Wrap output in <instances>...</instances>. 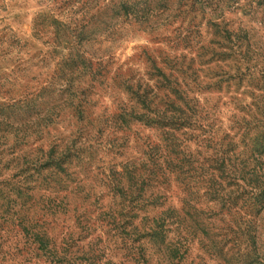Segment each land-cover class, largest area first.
<instances>
[{"label": "trees", "instance_id": "trees-1", "mask_svg": "<svg viewBox=\"0 0 264 264\" xmlns=\"http://www.w3.org/2000/svg\"><path fill=\"white\" fill-rule=\"evenodd\" d=\"M150 4L110 0L72 20L42 12L34 21L49 28L58 59L49 83L18 102L40 113V121L13 127L19 124L11 119L15 103H0V264H202V249L217 264H264L254 226L264 209V144L245 155L236 152L235 133L213 130L219 99L202 98V68L193 58L176 45L143 51V73L126 67L109 76L108 87L116 89L112 110L95 111L89 103L108 63L88 49L111 37L112 19L147 23L164 2ZM260 4L250 3L246 14ZM100 16L108 20L98 23ZM211 26L222 41L221 60L236 56L238 66L247 65L250 28ZM196 56L202 65V44ZM235 79L242 80L222 70L208 84L225 92ZM66 108L68 133L49 138L44 148L40 128L57 126ZM27 132H36L39 143L24 147ZM204 142L210 152L202 153ZM12 231L21 241L4 250Z\"/></svg>", "mask_w": 264, "mask_h": 264}, {"label": "rangeland", "instance_id": "rangeland-1", "mask_svg": "<svg viewBox=\"0 0 264 264\" xmlns=\"http://www.w3.org/2000/svg\"><path fill=\"white\" fill-rule=\"evenodd\" d=\"M158 1L160 0H151L149 8H154ZM256 1L258 0H163L165 5L158 7L156 14L147 23L134 22L130 17L112 19L111 22L115 25L111 37L99 40L100 43L89 49L87 46L89 52L108 63L105 68L108 72L105 81H97L90 88V105L94 106L95 111H101V106L110 107L112 110L115 95L111 92L116 89L108 87L111 84L109 76L118 68L125 70L126 67H131L136 74L143 73L148 66L142 58L143 51H165L176 45V52L186 54L187 60L193 58L194 66L202 68V72H199V77L202 78V98L211 103L219 99L218 107L221 113L213 130H217L218 135L235 133L233 142L236 152L246 155L248 150L257 149V154L260 147L257 145L264 144V4L255 6L254 14H246L245 10L250 3L255 4ZM112 2L117 4L119 0ZM109 3L110 0H0V103H15L10 108L11 119L19 124H14L13 127H18L23 122L30 124L40 121V113L32 114V110L20 106L18 102L27 94L33 93L36 96L40 89L49 83L58 59L57 53L51 51L53 45L51 33L47 31L49 28L40 30V26L35 27L34 21L38 15L45 12L62 20H72L82 12L93 13L97 7ZM104 19L100 16L97 22ZM222 21L227 23L229 28L238 25L250 28L248 42L251 51L247 64L249 69H246L244 62H240L238 66L239 59L236 56L222 61L217 54L222 41L216 34V27L211 24H220ZM184 42L194 47L191 48ZM200 44L202 65L199 66L196 47ZM237 66L239 71L235 74ZM222 70L240 76L242 80L235 79L227 91L217 92L208 82H214L215 76ZM38 97L37 102L40 101V95ZM69 112L70 108H66L62 115L56 118L60 121L57 126L50 123L47 127L40 128V145L46 148L50 142L49 138L68 133L65 126L70 117ZM26 134L31 135L25 138L28 145L24 147L30 148L39 143L36 141V132ZM13 135L14 132L8 135L11 144ZM203 146L202 153L206 150L210 152V146L206 142ZM108 158L105 157L106 161ZM261 161L263 166L264 150ZM224 217L229 220L231 215L225 214ZM254 226L259 252L264 255V209L257 215ZM13 236L12 231L3 246L4 250L11 249L15 241H21L19 236ZM236 240L242 242L240 247L243 250V238ZM231 246L233 242L230 240L226 243V248ZM231 251L234 252L235 249L232 248ZM201 252L202 264H217L216 259L211 256L212 253L204 249ZM196 253L198 252L195 248L191 256ZM6 257L8 256L4 258ZM29 264H40V260H32Z\"/></svg>", "mask_w": 264, "mask_h": 264}]
</instances>
